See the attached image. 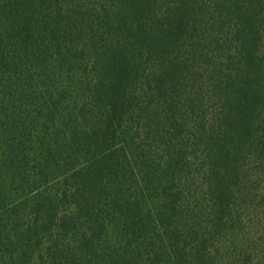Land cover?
<instances>
[{
  "label": "trees",
  "instance_id": "16d2710c",
  "mask_svg": "<svg viewBox=\"0 0 264 264\" xmlns=\"http://www.w3.org/2000/svg\"><path fill=\"white\" fill-rule=\"evenodd\" d=\"M0 264H264V0H0Z\"/></svg>",
  "mask_w": 264,
  "mask_h": 264
}]
</instances>
